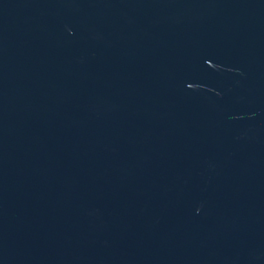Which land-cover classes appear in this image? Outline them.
Here are the masks:
<instances>
[{"label":"water","instance_id":"obj_1","mask_svg":"<svg viewBox=\"0 0 264 264\" xmlns=\"http://www.w3.org/2000/svg\"><path fill=\"white\" fill-rule=\"evenodd\" d=\"M0 264H264V0H0Z\"/></svg>","mask_w":264,"mask_h":264}]
</instances>
